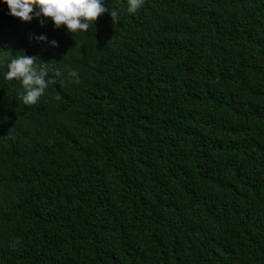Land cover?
Instances as JSON below:
<instances>
[{
  "label": "trees",
  "instance_id": "trees-1",
  "mask_svg": "<svg viewBox=\"0 0 264 264\" xmlns=\"http://www.w3.org/2000/svg\"><path fill=\"white\" fill-rule=\"evenodd\" d=\"M105 3L73 36L0 3V74L52 80L0 75V264H264V0Z\"/></svg>",
  "mask_w": 264,
  "mask_h": 264
},
{
  "label": "clouds",
  "instance_id": "clouds-1",
  "mask_svg": "<svg viewBox=\"0 0 264 264\" xmlns=\"http://www.w3.org/2000/svg\"><path fill=\"white\" fill-rule=\"evenodd\" d=\"M128 14H136L145 0H126ZM7 6L8 14L22 22H31L36 18L41 26L48 19L55 29L62 26L71 36L77 32H87L95 25L98 17L107 13L113 24L119 22V10L106 7L105 0H0ZM37 43H48L57 47L56 41H48L45 35L33 37ZM30 57L24 51L18 52L7 63V71L0 74L6 81H15L20 85L19 99L26 106L37 104L52 80L48 77V63ZM59 75V73H57ZM68 75L78 78L75 70Z\"/></svg>",
  "mask_w": 264,
  "mask_h": 264
}]
</instances>
